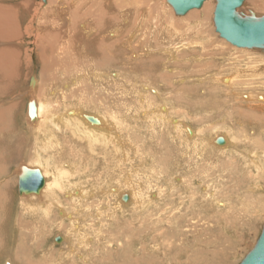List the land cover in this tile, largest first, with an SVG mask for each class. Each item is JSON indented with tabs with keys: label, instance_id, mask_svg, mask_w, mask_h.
I'll return each instance as SVG.
<instances>
[{
	"label": "rangeland",
	"instance_id": "obj_1",
	"mask_svg": "<svg viewBox=\"0 0 264 264\" xmlns=\"http://www.w3.org/2000/svg\"><path fill=\"white\" fill-rule=\"evenodd\" d=\"M127 1L0 0L1 6L16 11L19 27L17 38L0 42L1 48H13L19 60L18 65H15L18 68L13 78H3L0 73V109L16 105L11 110V113H14L11 125L0 132V165L5 166V173L0 177V187L5 188V213H8L10 205L13 204L10 207L12 215L19 219L28 217L33 226L24 229L29 234L26 237H22L17 231L14 233L17 243L22 241L23 245H27L29 256L34 261H38L40 257V264H47L51 254L42 251L50 248L48 251L57 255L61 250L59 247L67 248L69 235L74 232L69 223H73L74 219L79 222V235L87 238L86 243L80 244L84 250L89 248L85 253L117 252L118 263L122 258L125 262L122 253L124 251L132 258L145 259V264H238L254 244L264 221V173L257 174L260 177L256 187L258 189L250 197L248 193L254 192L251 187L254 185L253 176L256 175L241 173L247 174L248 177L243 180L242 176L239 180L241 186H237L239 182L235 179H227V173L232 174L230 169L226 173L219 169L220 165L209 164L215 158L214 153L218 152L208 150L209 155H200L198 149H186L180 140L185 137L184 126H189L193 133L188 137H208L204 138L206 143H209V138H225V135L231 136V133L237 131L235 125L240 124V120L235 122L230 119L231 109L243 104L241 97L244 94L255 96L254 93H264V51L236 47L219 37L214 30L212 10L209 16L200 18L201 20L193 19L188 18L189 13L199 10L200 7L183 15H176L165 0H144L145 5L156 7L141 22L134 17L135 14L129 12L130 0L126 5ZM251 1L253 0H244L239 10L244 14L252 12L258 16L264 15V0H254L253 3ZM75 11L82 17L74 18L73 23L66 12ZM126 14L131 18L124 19ZM103 20L105 22H102ZM38 23L49 26L63 25L67 33L58 38V41L49 42L47 45L45 39L50 35L47 33L45 39L43 34L37 35ZM164 23L173 30L170 28L171 32L163 37L161 28ZM113 26L116 27L115 33ZM186 31L190 32L191 36L189 33L187 35ZM133 34L135 36L132 41H127ZM98 42L105 44L100 45L104 57L106 56L103 65H97L99 56L92 54V49H96ZM111 44L115 46L112 47ZM157 48L161 49L156 50ZM163 48H169L172 53L175 51V57L167 58L163 53H158ZM149 54L162 60L155 65L157 72H165L168 75V78L161 79L162 82L158 84V93L166 96L169 101L173 100L176 105L173 107L163 104L166 111H160V114L164 119L152 115L148 122H137V115L138 119L131 122L127 117L123 118L124 112H140L139 107L143 111L149 110L147 106L140 105L141 100L131 98L129 90H133L136 84L129 82L131 75L128 70L132 68L134 59H146ZM96 67L100 75L93 77V68ZM3 75L6 76L5 73ZM142 77L144 78V75L138 78L143 79ZM126 87L129 90H126ZM31 88H34L33 93L29 94L32 92ZM33 98L44 102L45 107L42 120L36 126L30 125L33 129L30 130L27 124H24L23 117L27 103ZM76 102H80L84 106V112L90 116L101 113L123 119V125L127 126L129 142L135 141V145L140 146L143 151L139 155L130 154L128 164L131 162V167L124 160H112L109 155L103 157V151L100 149V145H105L103 137H99L98 142L92 138L99 136L98 132L92 131L94 135L84 133L83 126L72 122L57 128L45 120L47 116L59 113L65 106L69 109ZM172 119L177 120V123H172ZM8 121L10 122V119ZM228 125L233 126V130L224 132ZM114 128L118 129L116 126ZM14 129L21 132L18 130L17 137H13L14 144L11 147L6 144L4 133ZM28 129L30 132L26 134ZM236 133L235 136L241 137L240 130ZM157 143L159 148L156 147ZM197 146L201 149L200 142ZM164 158L167 163L163 166L159 164V160ZM37 162L40 163L38 167L43 173L48 169L44 174L48 191L29 196L19 194V165L34 167ZM128 167L129 174L134 179V186L142 183L147 177L149 189L144 187L148 190L147 195L163 190L164 196L156 201V205H146V209L136 210V205H130L124 209L123 214H114L116 227H122L123 220L130 221V230L120 235L116 239L118 244H114L113 249L109 246L110 249L106 253L102 248L101 236L110 228H104L109 220L105 211L108 207L104 205L110 204L112 207L113 203L117 202V199H112L117 196L110 188L123 185L122 174ZM189 172L192 175H189ZM251 172L259 173L254 170ZM191 176H194L193 185L190 184ZM104 179L109 182L108 185ZM180 179H183V184H180ZM196 180L200 181L199 186ZM188 183L189 191L193 190L184 194L187 190L183 185ZM83 186L98 190L96 196L102 199L101 202H95V197L86 200L90 196H83L85 198L81 200L82 203L74 202L73 199L79 195L78 190ZM129 189L125 187L123 194L130 195ZM106 190L108 192H105ZM49 191H55V196L49 197ZM119 191L118 189L117 192ZM102 193H105V196ZM192 193L197 195L192 198ZM178 194L181 196L178 197ZM205 194H209L208 200ZM240 195L244 199L243 202L239 200ZM31 200H37L38 203H29ZM167 207L170 211L165 210ZM60 210L65 213L61 218L58 214ZM166 214L168 215L165 216ZM147 216L149 218H146ZM62 224L63 227H60ZM172 226L175 228H171ZM98 228L100 231L96 230L97 235H91ZM155 234H161L163 237L154 238ZM56 237H62L65 242L62 240L63 243L58 245V242L53 241ZM133 238L136 240L127 244V241ZM151 239L152 243L146 246L145 241ZM10 240L13 242V239ZM8 241L5 232L0 233V251L9 244ZM73 253L74 258L79 261L78 253H83V250L75 248ZM43 254L46 256L42 257ZM0 256L6 257L1 254ZM53 260L55 264H59L58 257Z\"/></svg>",
	"mask_w": 264,
	"mask_h": 264
},
{
	"label": "bare ground",
	"instance_id": "obj_2",
	"mask_svg": "<svg viewBox=\"0 0 264 264\" xmlns=\"http://www.w3.org/2000/svg\"><path fill=\"white\" fill-rule=\"evenodd\" d=\"M128 1L126 2V5H127V3H129ZM152 1H154V0H152ZM214 1L215 0H204L202 3L203 5H201L202 7L200 6L199 10L197 9V11H194L193 13H189L188 18L191 17L193 19H198V18L200 19V18L209 16L210 13H212L211 10L213 11V8L215 6ZM253 1H251V2L253 3ZM86 3H88V2H86ZM91 3H93V2H91ZM154 3H156V2H154ZM129 5L131 8L130 9L131 11H129V12L135 14L134 17L139 19L138 21L145 19V16L150 15V12L152 13V10H155L154 7H156V6H152L151 4H149L151 6L145 5L144 0H130ZM80 8H81V6H80ZM192 9H195V8H192ZM96 10H97V8H96ZM101 10H103V9H101ZM66 14H68L67 15L68 17H71V20H73V23H74V18L80 19V17H82L76 11L75 12H66ZM81 14H82V12H81ZM127 18H131V17L126 14L124 19H127ZM98 22H100V21L98 20ZM102 22H105V21L103 20ZM141 22H140V24H141ZM128 23L131 24L132 26L134 25L133 23H130V21H128ZM37 26H38L37 27V35L43 34L44 35L43 39H45V35L47 33L50 35L49 38L45 39V40H47V45L50 44L49 42H52V41L54 42L58 38L60 39L62 36H65V34L67 33V29L66 28L63 29L64 28L63 25L62 26H59V25L49 26L47 24L42 25L41 23H38ZM97 26L99 27V25H97ZM166 26L167 25L164 23L163 28H161V31H163V33L162 34L160 33V34L162 36L163 35L167 36V34H169V32H171L172 28L170 27L171 28L170 29L169 27H166ZM174 28H176V27H174ZM91 30H92V28H91ZM176 30L177 29H175V31ZM114 31H116V27L113 28V32ZM187 31H188V29H187ZM187 31L185 33L187 35L189 33V35H190V32H187ZM142 33H144V32H142ZM193 33L194 32H191V34H193ZM196 33L197 32H195V34ZM18 35H19V27H18V22H17V18H16V11L12 10L11 8H6V7H3L0 5V42L1 41L4 42L7 40L11 41L12 39L17 38ZM86 35H87V33H86ZM135 35H136V33H135ZM135 35L134 34H133V36L129 35L130 37H128L127 41H129V42L132 41V39L134 38ZM124 36H126V35H124ZM99 42H98V46L96 47V49H92L93 50L92 54H95L96 57L99 56L98 60L96 61L97 65H103L102 62L105 61L106 56L104 57L105 54L102 52V49L100 48V45L102 43H99ZM102 45H105V44L103 43ZM107 46L110 47V44H108ZM111 46L113 47L115 45L111 44ZM105 48H107V47H105ZM9 49H11V47L1 48V46H0V73L2 74L3 78H13L17 73L16 70L18 67H15V65H18L19 60H17L16 52L14 50H12L13 48L11 50H9ZM158 49H161V48H157L156 50H158ZM161 51H164V52H161ZM161 51H158V53L159 52L163 53L165 55V57H167V58L173 59L175 57V55H174L175 51L172 53V51H170L169 48H163ZM40 56L42 58L41 53H40ZM91 57H92V55H91ZM46 59H48V58H46ZM161 62H162V60L159 59L158 56L153 55V54H151L150 56H147L146 59L143 58V59H134L133 60L132 68L130 70H128V69L127 70L129 71V73L131 75V77L129 78V82L130 83L134 82L136 85H135V87H133L134 88L133 90H129V88H127V87L125 89L129 90V92H131V95H130L131 98H134L135 100L138 99V101L141 100L142 104H140V105L143 107L147 106L149 111H143V110H141V107H139L140 112H137V111L131 110L132 109L131 108L130 112H124L123 118L127 117V120H129L131 122H134L136 120L137 115L139 118V119L137 118L138 119L137 122H139V120L140 121L143 120L145 122H148V120L150 118H152L151 117L152 115L164 119L165 117L160 114V111H163V110L166 111V106H163V104L168 105V106L173 105V107H175L176 103L173 100L169 101L168 98H166V96L158 93V91H157L160 88V85H158V84H160L162 82L161 79L168 78V75H166L165 72L159 73L156 70L157 67H155V65H158ZM164 64H162V65H163V67L166 68V66ZM44 69L46 70V67ZM1 70L3 71V73H5L6 76L3 75ZM93 70H94L93 71V75H94L93 77L100 75L99 71H97L98 70L97 67L93 68ZM138 72H143V73L137 74ZM141 75H144V78H147L148 80L145 81L143 77H142L143 79H139L138 77H140ZM5 82H6V80H5ZM155 86H157V87H155ZM166 86H168V85H166ZM151 87H153V88H151ZM4 88H5V86H4ZM33 89L34 88H31V91ZM254 92H255V90H254ZM32 93H33V91L30 92L29 94H32ZM135 94H139V96L137 97ZM254 95L255 96H253V94L242 95L241 99L243 100L242 101L243 104H240V106L237 108L231 109L232 115H230V117H231L230 119H233L235 122L238 119L240 120V122H239L240 124L235 125V128H237V131L240 130L241 137L235 136L237 134L236 133L237 131L233 132V133L230 132L231 136L225 135V138L222 136H219L220 138L223 139V143H221V144L216 143L217 144L216 145L214 143H215V139L217 137L209 138V143H206L204 140V138H208V137H202V136H200V138L197 136L194 138L188 137V136H191L193 133L190 130L189 126H184L185 128L183 129V127H182V129L184 132L186 131L185 137H183V140H180L184 143L186 149L187 148L191 149V150L198 149V151H199L198 154H200V155L206 154L208 150H215V152H218L216 154L214 153L215 158L212 161H210L209 164L215 163V165L216 164L220 165L221 168H219V169L222 171L224 170L226 173L230 169L232 174L229 175L227 173V179H229V180H231V178H233L237 182H239V180L241 179L242 176H243V180H245L248 177V175L247 174L242 175L241 173H243V172L256 175V176L252 175L254 177V183L252 181H251V183H253L254 185L251 188L253 189L252 191H254V192L248 193V195L250 197L252 195H254V193L258 189V188L256 189V187H258V181H259L260 177H258L257 174H263L264 173V93H262L261 95L258 93H254ZM130 96H128V97H130ZM174 97L175 96H172V98H174ZM188 104L190 105L191 103L189 102ZM31 105L35 106L34 113H33V109L31 108ZM15 107H16V105L12 104L10 107H7L6 109L5 108L0 109V132L3 131L4 129H7L11 125V121L14 117V115H13L14 113H11V110H13ZM44 107H45L44 102L38 101L37 99H34V98L30 102L27 103L26 114L24 115L25 117H23L24 118L23 122H24V124H27V127L30 130H33L31 128V126L38 125L39 124L38 122H40L42 120L41 116H42ZM127 110H129V106H128ZM149 112H151V113H149ZM6 113L8 116L6 115ZM233 113H234V115H233ZM177 114H178V112H177ZM181 114H182V112H181ZM87 115L88 114H86L84 112V106L80 102H76L74 105H71L69 109H67V106H65V107H63V109L59 113L52 115V116H47V118L45 120L51 122L57 128L60 125L64 126L67 123L72 122V123L78 124L79 126H83L84 133L87 132V133H91V135H94V134H92V131L98 132L97 135H99V136H93L92 138L95 142H98V138L103 137V139H104L103 143H105V145L104 146L100 145V149L103 151V154H104L103 157H106L107 155H109L112 158V160H117V159H118V161L124 160L127 163V165H129L131 167L132 166L131 162L128 164V161L131 157L130 154L139 155V153H142L143 151H142V148L140 146L135 145V141L130 140V142H129V138L127 136V128H126L127 126L123 125V121H122L123 119H119V118L113 117V116L108 117V115L97 113V115H93V118H95L96 122H91V121H87ZM8 118L10 119V122L9 121L7 122V120H9ZM171 122L177 123V120L172 119ZM168 124H170V123H168ZM114 126H116L118 129L115 130ZM222 129H223V127H222ZM230 129L233 130V126L231 127L230 125H228L224 128V132L225 131L228 132V131H230ZM18 130L19 129H14L11 132L4 133L5 134L4 135L5 136V142L7 145L9 144L11 147H13V144H14L13 143L14 142L13 137L16 136V133L18 132ZM30 130L26 134H29ZM195 135H196V132H195ZM198 141L201 143V146H200L201 149H199V146H197L199 143ZM178 143H179V141H178ZM195 144H196V146H195ZM156 147L159 148V143L156 144ZM225 150H227V151H225ZM210 153H212V152H210ZM208 155H207V157H208ZM224 157H225V159H221ZM208 159L209 158H207L206 160L208 161ZM165 163H167L166 158H164L163 160H159L160 165L164 166ZM35 165H37V166L29 167L25 164L19 165L18 171H17V181H18L19 175L21 173H23L24 169H26V168L27 169H38L44 178L45 177L44 174L48 169H46V171L43 173V171L40 170L41 168L38 167V165H40V163L37 162ZM130 167H128L126 169L127 171H125L122 174V176L124 177V180L121 183L124 182L123 185L119 184V186L113 187L112 189L110 188V190L114 191L112 193L115 194V196H117L118 198H120V200H118L117 197H113L112 199L113 200L117 199V202L116 203L114 202L113 203L114 205H112V207L110 204L108 206L103 204L104 206L108 207L107 209H105V211H106V215L109 217L108 218L109 220L106 221L104 228L106 226H107V228H110V229H106L105 233L101 236L102 237L101 244H103L102 248H104L103 251H105L106 253H107V250L110 249L109 246L111 247V249H113L114 244H116V245L118 244L116 239H118V237L120 235H124V234H126V232H128L130 230V228H129L130 227L129 226L130 221H124V220L122 221V227L117 228L115 225V219L113 220L114 214H117L118 212L123 214L124 209L128 208L130 205H136V207H137L136 210L137 209L142 210L145 208L146 205H150L151 203H153V205L154 204L156 205L157 204L156 201L160 200V198L164 196L163 190H157V193L151 192L150 195H147L148 194L147 189H149V185L147 184L148 183L147 177H145V180L142 183L138 184L137 186H134V179H132L130 174H129ZM253 170L256 172H259V173H256V174L252 173L251 171H253ZM4 173H5V166L0 165V177L3 176ZM188 174L192 175L191 172H189ZM192 177H194V176H191L190 184L193 185L194 182L192 181ZM44 179L46 180V178H44ZM104 181L108 185L109 182H107L105 179H104ZM198 181L199 180H196V182H198ZM180 182H181L180 184H183V179H180ZM199 182H198L197 186L200 185ZM115 183H117V182H115ZM44 184H43L44 187L43 186L40 187L38 192L30 191L28 193H21V194L24 196H29L31 194H39L40 192L44 193V192L48 191V189H49V187L47 186V183L44 182ZM170 186L174 187V185H170ZM237 186H241V181L239 182V184H237ZM125 187H127L128 189L130 188L129 189L130 195H127L125 193L123 194ZM144 187L147 189H144ZM188 187H189V183L186 185L185 184L183 185V188L185 190H187V192H184V194L188 193V192L189 193L192 192L193 189L191 191H189ZM177 188H179V187H177ZM118 189L120 190L119 192H117ZM107 190L105 192H108ZM4 191H5V188L0 187V233L5 232L6 238H9V241H8L9 244L5 245L2 248V250L0 251V254L2 256H4V257L6 256L5 258H2L0 256V263H2V264H15V262H18L19 264H22V263L23 264H40V257L37 259L38 261H34L31 258V256H29L30 250L26 249L27 245H23L24 242H22V241H20V244H18L17 239H16L17 236L14 234L17 231V232H19V234L22 237H26L27 235H29L24 229H28V228L33 227L32 221L29 220V218L26 216L19 219V218H16L14 215H12V212H11L12 209L10 207H12L13 204L10 205L8 213H5L6 201L4 202V198H3L4 197ZM53 192L54 193L49 191L48 196L49 197L55 196V191H53ZM97 193H98V190L94 191V189H88V187L83 186L82 188H80V190H78V194H79L78 197H75V199H73V200H74V202H76V201L79 202L85 198L83 196H90L86 200L91 199L92 197H95L96 198L95 202H101L102 199H99L100 197L96 196ZM102 194H103V196H105V193H102ZM155 194H156V196H155ZM125 195L127 196L126 200L123 199V196H125ZM191 195L193 198L197 194L192 193ZM208 195L209 194H205V198L207 200L209 199ZM71 196L74 197L73 195H71ZM106 196L109 197V195H106ZM180 196H181V194H178V197H180ZM241 196L242 195L239 196V200H241V202H243L244 199ZM154 198L156 200H154ZM86 200H84V201H86ZM13 201H14V198H13ZM126 201H128V203H123ZM82 202L83 201H81L80 203H82ZM241 202H240V204H241ZM20 203H22V202H20ZM29 203L37 204L38 201L37 200H31V201H29ZM107 203H105V204H107ZM221 204H223V203H221ZM100 205H102V204L100 203ZM146 208H148V207H146ZM58 209H60V208H58ZM165 210L170 211L169 207H167ZM244 212L246 213V211H244ZM150 213H151V211H150ZM58 214H60V218L65 216V213L62 210H60L58 212ZM167 215L168 214H166L165 216H167ZM67 216H69V215H67ZM146 218H149V217L147 216ZM141 222L143 223V220H141ZM69 224H70V228L72 230H74L73 234L69 235V239L67 238L68 239L67 242L69 243V246L67 248L62 247V246L59 247L61 250L57 253V255L50 253L48 251V250H50V248L42 251V252L47 251V254H51L49 259H48L47 264H55V261L53 259L56 257H58V259H59L58 260L59 264H84V263H88V264H145V261H144L145 259L132 258V257L126 255L124 251L122 253L124 254L125 262H123L124 259L122 258V259H120V263H118V261H117V259H118L117 258V255H118L117 252H113V253L109 252V254H103L101 252H99V253L95 252V254H94V252L91 253L89 251L88 253H85L86 251L89 250V248L87 250H84L83 247L80 246V244L86 243L87 238L85 236L79 235V231H77V229H79V222H76L73 219V223H69ZM112 224H113V227L111 228ZM103 225L104 224H100V226H103ZM100 226H99V228H100ZM60 227H63V224ZM99 228L95 229V231H93L91 235H97L95 233L97 231H100ZM168 228H170V227H168ZM171 228H175V227L172 226ZM75 230H76V232H75ZM165 236H167V233H165ZM157 237H163V236H161V234H158V235L155 234L154 238H157ZM64 238H65V236H64ZM10 239H13V242ZM161 239L162 238H159V240H161ZM54 240L56 242H58V245H59L63 239H62V237H56L53 239V241ZM135 240H136V238L130 239L129 241H127V244L132 243ZM63 242H65V240H63ZM37 243L38 242H35V244H37ZM145 243H146V246H149V244L152 243V239L146 240ZM59 248H58V250H59ZM75 248L83 250V253H78L79 256H77V257H78L79 261L74 258L75 256H74L73 251ZM82 255L84 256V258H82ZM45 256H46L45 254L42 255V257H45Z\"/></svg>",
	"mask_w": 264,
	"mask_h": 264
},
{
	"label": "water",
	"instance_id": "obj_3",
	"mask_svg": "<svg viewBox=\"0 0 264 264\" xmlns=\"http://www.w3.org/2000/svg\"><path fill=\"white\" fill-rule=\"evenodd\" d=\"M45 1V0H42ZM176 15H183L192 8H199L204 0H165ZM244 0H215L212 21L215 32L230 44L248 49L264 51V15L258 16L252 12L242 13L239 8ZM33 113L35 106L31 105ZM87 120L96 122L93 116L87 115ZM215 143H223L217 137ZM45 179L38 169H24L18 177L17 191L19 194L30 191L38 192ZM126 200L127 196H123ZM238 264H264V221L258 237Z\"/></svg>",
	"mask_w": 264,
	"mask_h": 264
}]
</instances>
